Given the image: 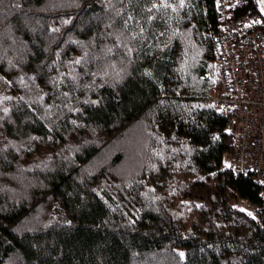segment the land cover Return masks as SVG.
<instances>
[{
    "label": "trees",
    "instance_id": "obj_1",
    "mask_svg": "<svg viewBox=\"0 0 264 264\" xmlns=\"http://www.w3.org/2000/svg\"><path fill=\"white\" fill-rule=\"evenodd\" d=\"M251 6L261 9L259 0ZM216 0H0V264H264L211 103Z\"/></svg>",
    "mask_w": 264,
    "mask_h": 264
},
{
    "label": "built area",
    "instance_id": "obj_2",
    "mask_svg": "<svg viewBox=\"0 0 264 264\" xmlns=\"http://www.w3.org/2000/svg\"><path fill=\"white\" fill-rule=\"evenodd\" d=\"M216 7L212 54L218 88L211 103L232 138L225 166L235 175L254 176L259 185L260 204L240 198L235 208L264 229V18L250 0H216Z\"/></svg>",
    "mask_w": 264,
    "mask_h": 264
},
{
    "label": "water",
    "instance_id": "obj_3",
    "mask_svg": "<svg viewBox=\"0 0 264 264\" xmlns=\"http://www.w3.org/2000/svg\"><path fill=\"white\" fill-rule=\"evenodd\" d=\"M259 4L261 6V9H260L261 15L264 18V0H259Z\"/></svg>",
    "mask_w": 264,
    "mask_h": 264
},
{
    "label": "rangeland",
    "instance_id": "obj_4",
    "mask_svg": "<svg viewBox=\"0 0 264 264\" xmlns=\"http://www.w3.org/2000/svg\"><path fill=\"white\" fill-rule=\"evenodd\" d=\"M213 77H214L215 82H216L217 85H218V82H217V80H216V76H215V72H214V71H213ZM229 158H230V155L226 156V158H225V164H227V163L229 162Z\"/></svg>",
    "mask_w": 264,
    "mask_h": 264
}]
</instances>
